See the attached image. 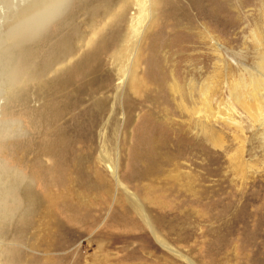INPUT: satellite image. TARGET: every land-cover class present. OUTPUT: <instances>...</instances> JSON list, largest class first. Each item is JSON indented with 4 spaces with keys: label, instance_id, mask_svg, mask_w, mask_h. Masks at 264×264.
Returning a JSON list of instances; mask_svg holds the SVG:
<instances>
[{
    "label": "rangeland",
    "instance_id": "374dc122",
    "mask_svg": "<svg viewBox=\"0 0 264 264\" xmlns=\"http://www.w3.org/2000/svg\"><path fill=\"white\" fill-rule=\"evenodd\" d=\"M18 7L0 0V11ZM69 10L60 21L91 40L62 70L75 120L46 160L76 157L94 188L60 264H264V0H71ZM172 75L187 116L163 89Z\"/></svg>",
    "mask_w": 264,
    "mask_h": 264
},
{
    "label": "bare ground",
    "instance_id": "6f19581e",
    "mask_svg": "<svg viewBox=\"0 0 264 264\" xmlns=\"http://www.w3.org/2000/svg\"><path fill=\"white\" fill-rule=\"evenodd\" d=\"M3 2L9 4V0ZM64 20L55 24L54 31H47L12 51V64L17 69L15 84L11 89H0V128L6 130L0 134V240L4 243L0 256L5 264H60L57 250L62 239H69L65 237L74 234V227L79 228L78 212L84 209L90 214L92 209H89V196L94 187L88 175L79 180L78 159L61 162L57 167L46 160L54 156L58 147L69 144L68 132L75 120L76 103L71 98L75 89H69L73 75L63 82L62 70L74 63L80 52H86L91 40L87 31H71L70 21ZM262 47V41L256 38L254 49L261 51ZM259 56L258 68L264 72V53ZM260 86L264 109V85ZM163 89L168 91L175 107L183 111L181 114L187 116V110L181 108L187 97L184 85L172 75ZM37 100L40 104L33 108L31 103ZM237 100L241 104L242 99ZM100 105L98 103L97 107ZM259 117L264 130V114L260 113ZM180 126L184 132L190 129L184 124ZM206 140L218 147L219 139L214 132L207 134ZM156 145H151V149L158 153L161 145L157 148ZM104 159L107 163L105 155ZM174 159L165 158L168 164L172 162L175 168L179 167ZM107 165L113 169L109 163ZM72 263L82 264L76 260Z\"/></svg>",
    "mask_w": 264,
    "mask_h": 264
},
{
    "label": "clouds",
    "instance_id": "9594fccd",
    "mask_svg": "<svg viewBox=\"0 0 264 264\" xmlns=\"http://www.w3.org/2000/svg\"><path fill=\"white\" fill-rule=\"evenodd\" d=\"M70 4L71 0H19L13 13L0 11V89L15 84L12 51L45 34L67 14ZM5 131L0 128V134Z\"/></svg>",
    "mask_w": 264,
    "mask_h": 264
}]
</instances>
